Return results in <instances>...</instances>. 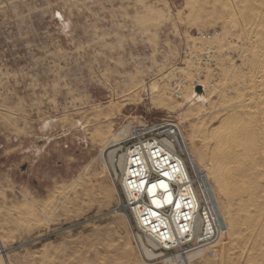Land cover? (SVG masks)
Returning <instances> with one entry per match:
<instances>
[{
    "label": "rangeland",
    "instance_id": "obj_1",
    "mask_svg": "<svg viewBox=\"0 0 264 264\" xmlns=\"http://www.w3.org/2000/svg\"><path fill=\"white\" fill-rule=\"evenodd\" d=\"M167 114L228 229L151 254L116 210L111 154L120 133ZM236 122L253 124L263 163L264 0H0V264H264V193L216 144Z\"/></svg>",
    "mask_w": 264,
    "mask_h": 264
},
{
    "label": "built area",
    "instance_id": "obj_2",
    "mask_svg": "<svg viewBox=\"0 0 264 264\" xmlns=\"http://www.w3.org/2000/svg\"><path fill=\"white\" fill-rule=\"evenodd\" d=\"M219 34L199 35L208 40ZM174 90L181 97L180 88ZM114 146L111 173L121 192L116 210L134 220L140 250L187 253L222 238L228 227L213 182L178 118L167 114L129 128Z\"/></svg>",
    "mask_w": 264,
    "mask_h": 264
},
{
    "label": "bare ground",
    "instance_id": "obj_3",
    "mask_svg": "<svg viewBox=\"0 0 264 264\" xmlns=\"http://www.w3.org/2000/svg\"><path fill=\"white\" fill-rule=\"evenodd\" d=\"M199 97L203 98V94H201ZM247 123L236 122L232 125L233 127L231 126V128L229 127L224 132H221V134L217 137L216 144L221 151V156L223 157V159L229 164H233L234 166L236 165L240 175H243V178L244 176H248L251 179L252 176L256 179V181H254L255 183L252 181L253 184L251 187L254 193L258 195L260 193H264V162L258 163V161L255 160L254 155L257 152V149L255 147L257 146L255 135L256 129L254 128V126H252L253 124L251 125ZM117 141L118 139L116 140V142ZM235 175H238V172ZM245 193L246 192H244L243 194ZM202 254L203 252L201 249L197 252L188 254L186 256V259H188V261H191L194 258L201 256ZM165 261L167 262V264H182L184 262V258L177 254L166 258Z\"/></svg>",
    "mask_w": 264,
    "mask_h": 264
},
{
    "label": "water",
    "instance_id": "obj_4",
    "mask_svg": "<svg viewBox=\"0 0 264 264\" xmlns=\"http://www.w3.org/2000/svg\"><path fill=\"white\" fill-rule=\"evenodd\" d=\"M196 91L201 95V94H204V92H203V89H202V87L200 86V87H197L196 88Z\"/></svg>",
    "mask_w": 264,
    "mask_h": 264
}]
</instances>
